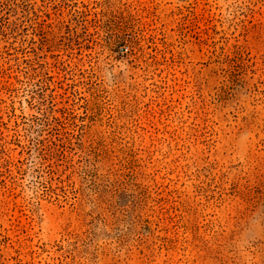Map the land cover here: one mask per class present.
<instances>
[{
	"label": "rangeland",
	"instance_id": "rangeland-1",
	"mask_svg": "<svg viewBox=\"0 0 264 264\" xmlns=\"http://www.w3.org/2000/svg\"><path fill=\"white\" fill-rule=\"evenodd\" d=\"M0 264H264V0H0Z\"/></svg>",
	"mask_w": 264,
	"mask_h": 264
}]
</instances>
